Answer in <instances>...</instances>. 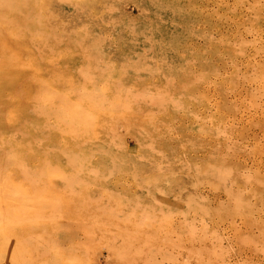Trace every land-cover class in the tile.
<instances>
[{"label": "rangeland", "instance_id": "obj_1", "mask_svg": "<svg viewBox=\"0 0 264 264\" xmlns=\"http://www.w3.org/2000/svg\"><path fill=\"white\" fill-rule=\"evenodd\" d=\"M0 264H264V0H0Z\"/></svg>", "mask_w": 264, "mask_h": 264}, {"label": "bare ground", "instance_id": "obj_2", "mask_svg": "<svg viewBox=\"0 0 264 264\" xmlns=\"http://www.w3.org/2000/svg\"><path fill=\"white\" fill-rule=\"evenodd\" d=\"M5 44V43H4Z\"/></svg>", "mask_w": 264, "mask_h": 264}]
</instances>
